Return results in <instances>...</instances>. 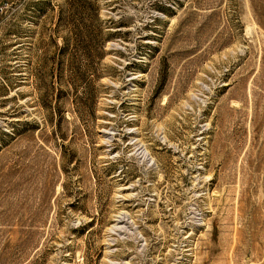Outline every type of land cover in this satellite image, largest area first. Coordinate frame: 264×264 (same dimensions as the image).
<instances>
[{"label":"rangeland","instance_id":"obj_1","mask_svg":"<svg viewBox=\"0 0 264 264\" xmlns=\"http://www.w3.org/2000/svg\"><path fill=\"white\" fill-rule=\"evenodd\" d=\"M0 264H264V0H0Z\"/></svg>","mask_w":264,"mask_h":264}]
</instances>
